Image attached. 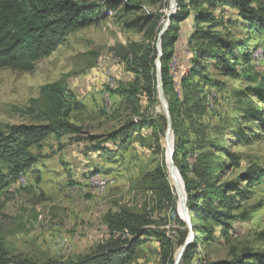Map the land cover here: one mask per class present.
<instances>
[{"label":"rangeland","instance_id":"1","mask_svg":"<svg viewBox=\"0 0 264 264\" xmlns=\"http://www.w3.org/2000/svg\"><path fill=\"white\" fill-rule=\"evenodd\" d=\"M78 1L100 5L96 22L69 33L51 55L35 62L32 70L0 67V125L43 121L46 96L42 87L59 82L68 119L82 128L78 135L51 134L32 148L31 168L22 173L26 182L22 184L18 178L0 192V239L11 259L72 262L101 252L116 240L121 233L111 228L110 217L128 211L143 214L150 220L145 227L165 230L168 239L162 245L154 237L143 236L127 264H171L164 263L163 256H173L174 260L179 234L187 227L177 222L174 203L155 188L157 171H163L177 204L178 187L168 167L166 120L164 123L161 118L165 114L158 89L156 86V92H151L153 84L136 63L144 55H156V60V38L169 0H130L135 8L125 7V0ZM251 4L258 7L264 0H251ZM220 11L240 21L236 11L221 8L216 13ZM147 16L149 21L145 22ZM189 20L191 17L181 23L174 46L176 65L172 67L169 61L179 101L175 119L178 133H172V144L174 150L176 145L182 150L177 160L188 164L187 178H194L191 168L198 153L206 150L210 141L227 142L238 166L223 171L221 178L222 182L236 180L252 164L264 167V130L236 119L247 102L243 93L250 84L221 73L211 64L203 72L207 78L192 77L190 85L198 86L197 99H193L191 87L188 100L183 102L179 78L188 71L193 58ZM227 31L233 42L249 35L242 24ZM249 42L251 58L262 71V37L253 33ZM166 96L173 99L174 90H168ZM142 120L152 125L106 141L104 151L85 153L86 148L103 141L126 122ZM238 128L247 135V141L236 138ZM89 137L98 139L92 142ZM217 157L227 160L220 153ZM91 178L103 180V186L90 189ZM247 189V197L239 199V207L231 211L236 218L230 221L228 238L218 233L214 242L193 249V264L226 258L230 246L238 253L264 250V182ZM126 237L124 232L122 238Z\"/></svg>","mask_w":264,"mask_h":264},{"label":"trees","instance_id":"2","mask_svg":"<svg viewBox=\"0 0 264 264\" xmlns=\"http://www.w3.org/2000/svg\"><path fill=\"white\" fill-rule=\"evenodd\" d=\"M124 4L127 8L137 7L130 0H125ZM221 8L236 11L240 21L223 14L222 11L217 14L216 10ZM100 10V5L93 1L0 0V67L32 70L35 62L51 55L69 33L96 22L100 16ZM189 17H191L192 26L189 41L193 58L188 71L179 78L183 102L188 100V89L191 87L194 92L192 97L197 99L198 86L190 85L193 83L192 77L202 75L207 78L203 72L207 70V64H211L221 73L250 84L243 93L247 102L241 107L236 119L240 118V122H252L264 130V65L262 71L257 70L254 59L251 58L249 42L251 34L254 33L261 35L262 43H264V4L255 7L251 4V0H176L169 27L161 38L163 48L161 75L165 95L168 90H174L173 99L166 96L172 117L173 132L178 133L175 119L179 101L175 96H178V93L175 91L173 76L170 74L169 61L174 52L181 23ZM148 21L147 16L145 22ZM240 24L245 27L249 35L233 42L227 28ZM233 43L238 48L237 53L233 50ZM155 57L156 55L152 57L144 55L136 61L144 77L153 84L152 93L157 90ZM238 57L242 58V62ZM42 90L46 96L42 111L43 121L0 125V192L15 182L24 171L31 168L32 148L49 135L60 137L78 135L81 132V126L68 119L69 110L60 83L45 84ZM146 90L149 92V88ZM161 118L165 123V115ZM143 125H152V123L144 120L138 123L128 121L110 132L103 141H98L88 149L86 148L85 153L104 151L107 149L106 141L119 136H128L129 132ZM236 134V138L240 141L248 139L240 128ZM88 139L94 142L98 137ZM180 149V146L176 145L174 161L184 182L186 205L195 232L194 240L183 254L180 264H193V249L214 242L218 233L228 238L230 221L236 218L231 211L239 207L237 204L239 199L247 197L248 187L264 182V167L252 164L241 172L236 180L222 182L223 171L229 167L238 166L237 156L227 142L210 141L206 150L198 153L193 163L191 171L194 173V178H187L188 164L179 163L177 160L182 151ZM217 153L225 156L227 160L217 157ZM241 182H245V186H241ZM155 188L162 197L174 203L172 211L177 222L186 226L185 219L179 216L176 198L163 171H157ZM175 194L177 195V190ZM110 218V222L113 223L110 224L111 228L117 229L121 234L116 240L112 239L107 243L101 252L85 255L72 262L36 263L29 258H9L5 243L0 239V264H127L142 243L143 236L154 237L162 245L168 239L165 230L145 227L150 220L143 214L124 211ZM124 232L128 233V237L122 238ZM186 235L187 228L179 234L178 250ZM167 261L173 264V256L165 254L163 262ZM204 264H264V250H244L238 253L233 246H230L226 258L206 260Z\"/></svg>","mask_w":264,"mask_h":264},{"label":"water","instance_id":"3","mask_svg":"<svg viewBox=\"0 0 264 264\" xmlns=\"http://www.w3.org/2000/svg\"><path fill=\"white\" fill-rule=\"evenodd\" d=\"M176 1L175 0H169V7L167 9V14L164 20V24L160 31L157 34L156 38V49H157V58L155 60V74H156V86L159 93V99H160V105L164 111L165 118H166V130L164 133V143L167 149V155H168V167L171 172V174L175 177L177 180V187H178V199L180 202V210L181 213H179V216L185 219L186 227L188 229V234L180 247V249L177 251L176 256L173 260V264H180L181 258L183 254L186 252L188 247L192 244L195 232L193 229V224L191 221V217L189 214L188 207L186 205V196H185V189H184V182L182 179V176L175 164L174 161V147L173 144H171V137L173 133V123H172V117L169 110L168 101L164 92L163 88V80L161 75V58L163 56V48L161 46V38L163 34L166 32V30L169 27L171 17L173 14V11L175 10ZM182 182V184H179V180Z\"/></svg>","mask_w":264,"mask_h":264},{"label":"bare ground","instance_id":"4","mask_svg":"<svg viewBox=\"0 0 264 264\" xmlns=\"http://www.w3.org/2000/svg\"><path fill=\"white\" fill-rule=\"evenodd\" d=\"M258 51H259V50H258ZM254 55H258V52H255ZM177 56H178V55H177ZM255 57H256V56H255ZM257 57H258V56H257ZM176 62H177V57H176V54H174V55L172 56V59H171V66L174 67V66L176 65ZM171 140H172V138H171ZM171 144H172V141H171ZM92 177H93V176H92ZM174 178H175V177H174ZM98 179H99V178H98ZM175 180H176V179H175ZM178 180H179V184H182V182L180 181V179H178ZM19 181H20L22 184H24V183L26 182V179H25V177H24L23 175H21V176L19 177ZM94 181L103 184V180H97V179L95 178ZM176 182H177V180H176ZM177 206H178V212L181 213V210H180V202H179V199H178V192H177Z\"/></svg>","mask_w":264,"mask_h":264},{"label":"built area","instance_id":"5","mask_svg":"<svg viewBox=\"0 0 264 264\" xmlns=\"http://www.w3.org/2000/svg\"><path fill=\"white\" fill-rule=\"evenodd\" d=\"M96 186H103V184L99 182H95L94 179L91 178V188L90 189H94Z\"/></svg>","mask_w":264,"mask_h":264},{"label":"crops","instance_id":"6","mask_svg":"<svg viewBox=\"0 0 264 264\" xmlns=\"http://www.w3.org/2000/svg\"><path fill=\"white\" fill-rule=\"evenodd\" d=\"M189 21H190V24H189V25H190V27H191V20H189Z\"/></svg>","mask_w":264,"mask_h":264}]
</instances>
